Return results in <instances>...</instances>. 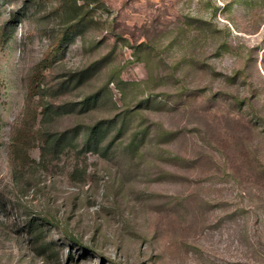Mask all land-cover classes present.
I'll list each match as a JSON object with an SVG mask.
<instances>
[{
    "label": "rangeland",
    "instance_id": "1",
    "mask_svg": "<svg viewBox=\"0 0 264 264\" xmlns=\"http://www.w3.org/2000/svg\"><path fill=\"white\" fill-rule=\"evenodd\" d=\"M0 264H264V0H0Z\"/></svg>",
    "mask_w": 264,
    "mask_h": 264
},
{
    "label": "trees",
    "instance_id": "2",
    "mask_svg": "<svg viewBox=\"0 0 264 264\" xmlns=\"http://www.w3.org/2000/svg\"><path fill=\"white\" fill-rule=\"evenodd\" d=\"M100 130H96L94 129L93 131H91L89 133L88 139L86 140V144L92 145V146H96L98 144H100L103 140V137L100 136ZM53 135H51L52 138ZM55 139L50 140V138L47 140V144H50V142H54L55 145L57 146H61L65 143V141H70V139L67 138V135L65 133L63 134H55L54 135ZM45 149V147H44Z\"/></svg>",
    "mask_w": 264,
    "mask_h": 264
}]
</instances>
